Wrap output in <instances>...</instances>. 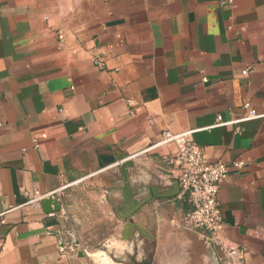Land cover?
I'll return each mask as SVG.
<instances>
[{"label": "crops", "instance_id": "1", "mask_svg": "<svg viewBox=\"0 0 264 264\" xmlns=\"http://www.w3.org/2000/svg\"><path fill=\"white\" fill-rule=\"evenodd\" d=\"M244 101L264 113V0H0V264H219L208 234L181 222L179 186L117 214L119 163L166 129L193 130L208 160L227 163L223 240L242 264H264V115L216 125ZM173 150L132 157L136 201L155 185L174 191L159 169ZM24 190L53 194L60 210ZM128 221L142 232L122 239Z\"/></svg>", "mask_w": 264, "mask_h": 264}, {"label": "built area", "instance_id": "2", "mask_svg": "<svg viewBox=\"0 0 264 264\" xmlns=\"http://www.w3.org/2000/svg\"><path fill=\"white\" fill-rule=\"evenodd\" d=\"M232 2L233 0H219L221 5L231 4ZM58 37L62 39L63 34L59 32ZM93 61L98 67L104 65L102 58L95 57ZM250 71L251 67L247 66L242 70V74L246 75ZM205 79L203 78V80ZM127 102H130L129 99H127ZM242 106L244 112L240 118L221 121V116H218L216 125L238 123L264 115V113H257L249 101H244ZM192 132L193 130H163L150 145L127 158L143 157L164 145L172 144L174 150L166 155L165 159L170 170L177 177L178 195L184 197L190 205L181 222L186 227L201 229L208 234L207 243L213 247V253L219 264H242L244 251L223 240V220L217 200L219 184L228 174V165L220 160H208L202 148L193 141ZM34 144L37 145L35 140ZM242 164L243 161L240 160L234 162L237 167ZM22 194L27 198L26 203L37 206L41 198L48 196V194L37 192L30 194L27 190L22 191ZM3 214L4 212L0 213V216H3ZM1 222H4V220L1 219Z\"/></svg>", "mask_w": 264, "mask_h": 264}, {"label": "water", "instance_id": "3", "mask_svg": "<svg viewBox=\"0 0 264 264\" xmlns=\"http://www.w3.org/2000/svg\"><path fill=\"white\" fill-rule=\"evenodd\" d=\"M134 164L132 158H125L123 159L120 163V170L122 173V177H123V181H124V188H123V192L126 195V201L125 204L123 205V211H117V214L122 218V219H128L129 217H131V215L138 209L140 208L143 204H145L147 201H149L152 198H162V196H172L175 193H177L178 191V181H177V177L173 174V172L171 170H166V169H162V167H159V169L161 170V172H164L165 174L169 175L172 180V186H173V192H170L166 195H162V191H160L161 186L160 185H155L152 186L150 188V191L137 199V201L135 200V198L133 197V191L132 188L130 187V183L128 180V171H127V167H130ZM40 205L42 207V209L45 212H56L60 210V204L58 199L53 195V194H49L46 197H43L40 199ZM126 226L129 227L130 229H127V231H122L121 232V238L124 239L126 238V232L128 233V237H132V226L137 227V230L139 232H142L141 229H139L138 225L135 223H132L131 221L126 222Z\"/></svg>", "mask_w": 264, "mask_h": 264}, {"label": "rangeland", "instance_id": "4", "mask_svg": "<svg viewBox=\"0 0 264 264\" xmlns=\"http://www.w3.org/2000/svg\"><path fill=\"white\" fill-rule=\"evenodd\" d=\"M104 225V224H103ZM97 231H98V233H97V237H105V236H107L108 235V232L110 231L109 229H107V227L106 226H103V228L102 229H96ZM92 239L94 240L95 239V237H94V235H92ZM75 248H77V247H75ZM82 257H86L85 258V261L84 262H79V261H77L78 262V264H98L97 262H96V258L93 256V254H89V255H87V254H85V255H83ZM116 258H118L117 256H116ZM100 263V262H99ZM101 264V263H100ZM105 264H112V262H111V260H106V263Z\"/></svg>", "mask_w": 264, "mask_h": 264}]
</instances>
